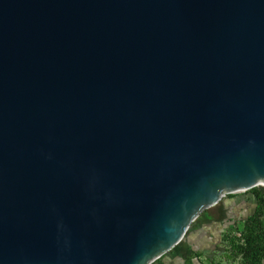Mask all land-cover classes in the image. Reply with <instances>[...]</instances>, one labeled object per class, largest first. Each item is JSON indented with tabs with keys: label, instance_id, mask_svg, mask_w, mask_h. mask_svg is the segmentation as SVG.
Returning a JSON list of instances; mask_svg holds the SVG:
<instances>
[{
	"label": "water",
	"instance_id": "water-1",
	"mask_svg": "<svg viewBox=\"0 0 264 264\" xmlns=\"http://www.w3.org/2000/svg\"><path fill=\"white\" fill-rule=\"evenodd\" d=\"M264 187V0H0V264H153Z\"/></svg>",
	"mask_w": 264,
	"mask_h": 264
},
{
	"label": "crops",
	"instance_id": "crops-1",
	"mask_svg": "<svg viewBox=\"0 0 264 264\" xmlns=\"http://www.w3.org/2000/svg\"><path fill=\"white\" fill-rule=\"evenodd\" d=\"M237 205L238 202H225L226 215L221 219H215L214 216L210 215L201 218L195 225L191 226L175 250L165 254L153 264H210L209 253L218 252L220 254L223 250L220 241L222 235L237 232L234 228L232 215V209ZM253 210L254 208L251 214ZM218 225L223 227L217 230Z\"/></svg>",
	"mask_w": 264,
	"mask_h": 264
},
{
	"label": "trees",
	"instance_id": "trees-1",
	"mask_svg": "<svg viewBox=\"0 0 264 264\" xmlns=\"http://www.w3.org/2000/svg\"><path fill=\"white\" fill-rule=\"evenodd\" d=\"M249 192L254 200L253 213L246 218L236 232L239 236L236 233L222 235L220 241L223 250L220 254L209 253L210 264H263L264 187H256Z\"/></svg>",
	"mask_w": 264,
	"mask_h": 264
},
{
	"label": "rangeland",
	"instance_id": "rangeland-1",
	"mask_svg": "<svg viewBox=\"0 0 264 264\" xmlns=\"http://www.w3.org/2000/svg\"><path fill=\"white\" fill-rule=\"evenodd\" d=\"M231 201V202H238V205L233 207V218H234V228L236 231H238L244 220L247 216H249L252 212V209L254 208V200L252 197V194L249 191H242L233 193L230 195L225 196L220 202H218L215 206L206 209L203 211L199 217L192 223L191 226L195 225L201 218H203L206 215L214 216L215 219H221L226 215L225 211V202ZM222 225H218L216 228L217 230L222 228ZM190 230V229H189ZM188 230V231H189Z\"/></svg>",
	"mask_w": 264,
	"mask_h": 264
},
{
	"label": "built area",
	"instance_id": "built-area-1",
	"mask_svg": "<svg viewBox=\"0 0 264 264\" xmlns=\"http://www.w3.org/2000/svg\"><path fill=\"white\" fill-rule=\"evenodd\" d=\"M236 235H237V236H239V234H238V233H236Z\"/></svg>",
	"mask_w": 264,
	"mask_h": 264
}]
</instances>
